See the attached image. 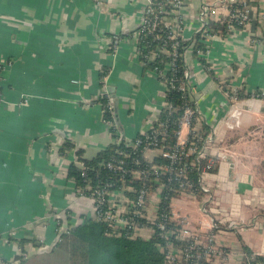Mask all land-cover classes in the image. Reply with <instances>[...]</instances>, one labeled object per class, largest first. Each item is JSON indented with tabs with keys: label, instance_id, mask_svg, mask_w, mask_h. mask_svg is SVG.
<instances>
[{
	"label": "crops",
	"instance_id": "1",
	"mask_svg": "<svg viewBox=\"0 0 264 264\" xmlns=\"http://www.w3.org/2000/svg\"><path fill=\"white\" fill-rule=\"evenodd\" d=\"M205 2L222 12L215 0H186L179 12L183 39L197 32ZM146 3L0 0V258L6 264H46L57 239L55 216L68 211L78 222L92 214L90 200L76 195L66 174L77 149L91 159L115 144L93 101L102 93V68L109 70L116 124L127 137L146 130L161 108L165 84L143 69L134 44L126 38L109 51L103 42L137 28ZM256 31L264 36V27ZM184 61L191 98L212 136L207 154L217 165L203 178L209 192L175 197V212L225 249L227 264H247L243 247L264 258V163L251 151L252 137L245 138L264 125V98L230 101L224 89L264 94V43L236 30L215 35L204 56L189 47ZM234 109L239 123L230 129L225 121ZM66 139L74 149L61 153ZM21 239L27 241L20 247ZM36 243L42 248L33 252Z\"/></svg>",
	"mask_w": 264,
	"mask_h": 264
},
{
	"label": "built area",
	"instance_id": "2",
	"mask_svg": "<svg viewBox=\"0 0 264 264\" xmlns=\"http://www.w3.org/2000/svg\"><path fill=\"white\" fill-rule=\"evenodd\" d=\"M185 1L172 0L170 13L180 15L179 12L184 8ZM251 1L253 0H215L218 3V8H223L222 12H211L207 2L201 6L199 14L200 25L197 32L201 34L200 41L205 45V52L197 51L198 55H205L211 47V40L215 37L204 27L207 20H226L229 27V32L226 36L231 32L240 30L247 33L252 41L264 43L262 34H258L259 32L253 34L250 30L252 19H255L260 27H264V3L260 6L258 5V9L252 10L253 5L250 3ZM152 2L153 0H147L138 31L132 34L128 32L127 34L129 35L127 37H121L120 34L122 33H113L111 36L103 39L107 50L112 48V51H116L120 44L128 38L134 44L136 54L139 57L140 54H143L140 49L142 37L152 35L153 39L160 38L158 33H154L157 25L156 21L160 20H164L165 26L170 28L168 39L175 40L178 37L182 38V25H176L177 21L182 24V19L180 18L179 20L177 16L173 15L170 18L163 16L158 20V16L155 15L152 7ZM258 3H261V0ZM157 12L159 15L165 12L163 4L160 3L158 5ZM234 24L241 26V28H236ZM123 34L126 35L125 33ZM144 44V47L149 49L144 54L148 60L154 59L159 51L170 54L166 50L167 43L165 42L161 49H150L148 41ZM177 45L176 41L171 44L173 62L177 55ZM171 64L167 68H170ZM185 75L188 78L187 70ZM108 76L109 71L105 72L101 78L103 83L101 95L106 97L105 106L112 110L115 108V98L113 93L107 88L106 82ZM182 90L184 89L182 88ZM236 90L230 89V91H226L230 101L237 100ZM2 95L3 92L0 91V103L3 101ZM250 95L253 98H264V94L260 91H254ZM97 100L98 98L93 101L97 102ZM161 108L168 110L172 109V106L164 100ZM102 112H104V106H102ZM156 114L151 118L149 127L133 138L127 137L118 126L116 127L110 120L103 118V122L109 129L115 126V144L122 143L126 148H130L131 150L130 152L121 153L118 159L110 158L99 163L100 167L110 173L106 181H101L98 174L96 175L98 179L96 182L87 178L86 170L89 169V166L74 157L72 164H75L85 182L82 189L79 190L78 196L90 200L92 204V214L90 217L108 226L110 228L108 232L110 235L117 237L127 236L143 240L158 238L157 248L164 254L166 264H227V260L229 259L228 252L219 246L211 236L208 235L203 239L199 233L189 234L186 220L184 218L181 219L175 212L174 196L169 195V192H173V194L195 196V185L188 177V171L194 168V163H184L179 167L180 157L191 155L194 156L196 162L199 161L200 157L208 153V147L212 143V136L210 134L203 136L200 133L198 124L196 123L197 119H195V114H198V110L186 107L178 120V129L175 131L176 142L172 148L166 149L164 145L159 146V141H164L166 138L167 126H165V122L167 121L160 122L159 128L154 127L153 122L156 120ZM238 123L239 111L234 109L225 121V124L228 128L232 129ZM183 128H187L188 134H191L194 139V142L188 146L187 137L185 139L181 138ZM198 143L200 144L199 150L197 149ZM135 151L144 153L145 160L148 163L154 155L167 158L169 161L163 165L152 164L146 170H140L137 161L132 162L131 167L126 166L125 159L129 158ZM212 162V159L208 160L209 164ZM164 176L167 178L166 183L160 182V179ZM149 177L160 182L153 192H150L147 188ZM135 180L141 181L142 186L140 188L133 186V181ZM198 186L203 193L209 192V187L205 186L204 179L199 180ZM127 193L135 194L136 198H130ZM55 217L54 224H60V231L66 230V225L60 223V216ZM181 241L185 243L183 246L180 244ZM41 248L38 246L35 250L38 251ZM35 250L33 252H36ZM252 260L253 258L248 259V261ZM0 264H5L1 258Z\"/></svg>",
	"mask_w": 264,
	"mask_h": 264
},
{
	"label": "trees",
	"instance_id": "3",
	"mask_svg": "<svg viewBox=\"0 0 264 264\" xmlns=\"http://www.w3.org/2000/svg\"><path fill=\"white\" fill-rule=\"evenodd\" d=\"M259 0H253L250 3L258 4ZM164 5V13L157 12V8L159 4ZM172 0H153L152 7L155 11V15L158 16V20H160L163 16L170 18L175 15L180 20L181 15L170 13ZM144 13V12H143ZM143 16V14H142ZM153 19V17H151ZM156 28L154 29V33H158L160 38L153 39L152 35L142 37L140 42V49L143 54L139 55V60L143 66L144 70L153 72L161 82L165 84V97L164 100L169 102L172 106V109L161 108L156 114V120L153 122L154 127H160V122H165V126L167 133L164 141H159V146H165L166 149H170L174 146L176 142L175 131L178 129V120L180 119L183 110L186 107H190L192 109H197L194 101L191 98L190 93V84L188 82V78L185 75L187 70L186 64L184 61V53L185 51L192 45L191 51L194 56L197 57V51L205 52V45L202 41H200L201 34L196 32L192 38L190 39H182L178 37L175 40L168 39V34L170 33V28L165 26V21L160 20L156 21ZM176 25L181 26L178 21ZM236 28H241V26L234 24ZM204 27L211 35H217L220 37H225L229 32L228 22L225 21H213L207 20L205 22ZM256 27H260L259 23L256 22L255 19H252L250 24L251 32L256 31ZM255 28V29H253ZM140 27L138 26L134 30L130 31L129 34H132L135 31H138ZM257 32V31H256ZM129 34H120L121 37H127ZM263 36V35H262ZM264 37V36H263ZM149 42L150 49H161L163 43L166 44V50L170 52H158L157 56L152 60L146 59L144 54L149 49L144 47L145 42ZM176 41L177 49H176V57L174 62L172 61L171 53H173L171 44ZM112 51V48L109 50ZM198 57H201L198 55ZM203 66L206 67L208 64L200 59ZM173 63V64H171ZM171 64L170 68L167 66ZM1 68V66H0ZM209 71V69H207ZM108 69L102 68L100 72V78L104 75L105 72H108ZM101 86L103 83L101 81ZM4 85L2 84L0 87V91ZM182 88L184 90H182ZM226 91H230V88H224ZM250 97V93H244L243 88L236 90V98L237 100ZM100 102L102 106H104L103 118L106 120H110L113 125L117 127L115 121V108L108 109L106 104V97L104 95H100L98 97L97 102ZM195 119H197V124L199 127L200 133L203 136L209 133V128L205 126V124L200 120L198 114H195ZM115 126L111 127L109 130L113 134L115 133ZM187 146L194 142V139L191 134L187 136ZM198 146V147H197ZM197 149L199 150L200 144L198 143ZM74 149V144L70 140H64L60 151L61 153L68 150ZM140 149V148H139ZM130 148H126L122 143L121 144H110L105 149L101 150L96 154L95 157L91 159H85L82 157V151L80 149L76 150V158L77 160L83 161L89 167L86 170L87 178L92 179L96 182L98 179L96 175H99L101 181H106L110 173L104 170L99 166L104 160H108L110 158L118 159V156H121V153L130 152ZM212 159L213 162L211 164L208 163V160ZM125 165L131 167L132 162L137 161L139 163L140 170L149 169V166L152 164L163 165L167 164L169 161L167 158L161 156H152L151 161L148 163L145 160L144 153L140 151H135L131 154V156L125 159ZM194 163V168L188 171L189 179L195 185V195L200 196L203 193L198 186V182L200 179H203L210 172H214L216 170L217 162L215 159L211 158L208 154L200 157L199 161H195L194 156L191 155H183L180 157L179 167L184 163ZM134 168V167H132ZM67 178L72 180L75 186L76 195L78 196L79 190L82 189L84 185V179L81 177L80 172L77 170L75 164H71L67 171ZM103 179V180H102ZM166 176L160 179V182H167ZM152 177H149L147 182V188L150 192L156 190L158 183ZM133 186L135 188H140L142 183L140 180L133 181ZM188 190V189H185ZM130 198H136L135 194L127 193ZM170 196H180L179 194H173V192H169ZM164 205V204H162ZM68 211L60 214V223L66 225V230L60 231V224H55L57 229V239L53 245L50 256H47V259L44 260L46 264H166L164 254H162L158 248L157 243L158 238H152L148 240H143L140 238H131L127 236H113L108 232L110 228L105 224L93 220L90 216H82L81 220L78 222L73 220V217ZM26 239L19 240V246L21 247ZM37 244V243H36ZM180 244L182 246L185 244L184 241H181ZM245 254L251 256V252L243 247ZM21 255L18 256V260L22 261L24 256V251L20 248ZM247 264H264V258L255 256L252 261H247ZM6 264V263H5Z\"/></svg>",
	"mask_w": 264,
	"mask_h": 264
},
{
	"label": "rangeland",
	"instance_id": "4",
	"mask_svg": "<svg viewBox=\"0 0 264 264\" xmlns=\"http://www.w3.org/2000/svg\"><path fill=\"white\" fill-rule=\"evenodd\" d=\"M247 134H249V135H246L245 136L246 139H248V137H250V136L252 137V143L250 144V145H252L251 146L252 147L251 148V151L253 150V152L255 154H258L259 155L258 161H260L261 164H262V162L264 163V125H262L259 128H256V126H255V128L253 129V132L251 131V132H249ZM66 136L68 137L69 135L66 134ZM181 138H182V132H181ZM263 177H264V175H263ZM180 217H181V219L184 218L186 220L187 227H188V231L190 232L189 234L195 233L196 231L193 228H191V226L189 225V222L187 220V217L186 218H185V216L184 217L183 216H180ZM37 245L39 246V244H37ZM35 248L36 247H34L32 249V251L35 250ZM244 255H245L246 261H248L249 258H253L254 259V257L256 256L253 253L251 254V256H248L247 254H244Z\"/></svg>",
	"mask_w": 264,
	"mask_h": 264
},
{
	"label": "water",
	"instance_id": "5",
	"mask_svg": "<svg viewBox=\"0 0 264 264\" xmlns=\"http://www.w3.org/2000/svg\"><path fill=\"white\" fill-rule=\"evenodd\" d=\"M109 91H110L111 93H113V89L109 88Z\"/></svg>",
	"mask_w": 264,
	"mask_h": 264
},
{
	"label": "bare ground",
	"instance_id": "6",
	"mask_svg": "<svg viewBox=\"0 0 264 264\" xmlns=\"http://www.w3.org/2000/svg\"><path fill=\"white\" fill-rule=\"evenodd\" d=\"M115 134V133H114ZM114 139V138H113ZM103 180V179H102ZM62 232V231H61Z\"/></svg>",
	"mask_w": 264,
	"mask_h": 264
}]
</instances>
